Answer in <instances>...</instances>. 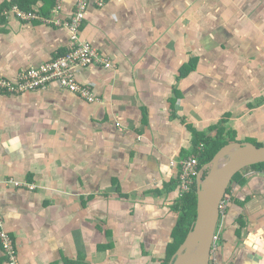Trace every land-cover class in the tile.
<instances>
[{
  "label": "crops",
  "instance_id": "0c3cea01",
  "mask_svg": "<svg viewBox=\"0 0 264 264\" xmlns=\"http://www.w3.org/2000/svg\"><path fill=\"white\" fill-rule=\"evenodd\" d=\"M75 8L61 0L58 17ZM81 37L111 61L72 69L98 100L55 82L0 91V180L25 183L0 187L5 227L21 264H163L196 140L225 127L264 141V0H109L90 4ZM70 38L0 19V79L66 54ZM227 197L212 261L264 264V169H244Z\"/></svg>",
  "mask_w": 264,
  "mask_h": 264
},
{
  "label": "built area",
  "instance_id": "2783aa9c",
  "mask_svg": "<svg viewBox=\"0 0 264 264\" xmlns=\"http://www.w3.org/2000/svg\"><path fill=\"white\" fill-rule=\"evenodd\" d=\"M76 8L74 12L65 19L58 17L61 0H56V4L49 15H46L35 8H25L18 3H12L9 6L0 9V19L17 18L25 22H40L43 24H54L57 26L66 27L71 34L70 49L64 55H59L54 59L40 65L32 67L19 73L17 80L9 78L0 79V91L6 93H24L46 88L50 83H57L62 88L75 92L88 102H94L98 98L94 95L90 85L81 83L76 78L74 66H88L90 64L99 63L110 65L111 61L102 55L90 41L84 40L81 37V27L86 17L87 9L90 4L98 7L104 6L109 0H75ZM199 150L205 149V144L199 145ZM199 156L194 153L180 161L179 198L193 191L197 186L198 174L206 168H199ZM14 184L16 186L25 185L14 179L0 180L2 185ZM229 198L226 196L220 203L221 212L226 208ZM219 233L216 232L213 242V250L218 248ZM0 244L6 256L8 264H21L19 253L15 239L7 230L4 224V219L0 210ZM211 264H219L212 261Z\"/></svg>",
  "mask_w": 264,
  "mask_h": 264
},
{
  "label": "water",
  "instance_id": "95a60500",
  "mask_svg": "<svg viewBox=\"0 0 264 264\" xmlns=\"http://www.w3.org/2000/svg\"><path fill=\"white\" fill-rule=\"evenodd\" d=\"M264 163V144L235 140L223 145L197 176V214L185 240L169 264H211L214 236L221 216L220 203L234 177L243 169Z\"/></svg>",
  "mask_w": 264,
  "mask_h": 264
},
{
  "label": "trees",
  "instance_id": "16d2710c",
  "mask_svg": "<svg viewBox=\"0 0 264 264\" xmlns=\"http://www.w3.org/2000/svg\"><path fill=\"white\" fill-rule=\"evenodd\" d=\"M52 0L50 5L44 6L43 11L44 14H47L50 11L52 5L56 2ZM53 2V3H52ZM218 132L216 135H209L205 137H200L196 140L194 153H196L199 157V168L203 169L205 165H207L216 153L220 150V148L225 145L226 143L235 141L236 139L233 138L232 132L228 131V137L225 136V127H218ZM201 143L205 144V149L203 151L199 150V145ZM258 145H263V143H256ZM249 168H263L264 163L255 164L252 166L247 167ZM246 169V168H245ZM210 170V167H206L203 170V177H206ZM244 171H240L234 177V180L238 179L241 176V173ZM196 187H194L193 191L184 195V197L180 198L177 201L175 206L176 210L179 212V220L174 231V241L170 244L169 247V254L166 260H164L163 264H169L171 257L175 254L177 249L185 240L188 232L190 231L192 225L195 222L196 214H197V194H196Z\"/></svg>",
  "mask_w": 264,
  "mask_h": 264
},
{
  "label": "rangeland",
  "instance_id": "374dc122",
  "mask_svg": "<svg viewBox=\"0 0 264 264\" xmlns=\"http://www.w3.org/2000/svg\"><path fill=\"white\" fill-rule=\"evenodd\" d=\"M233 138H239L238 134L236 132H232L231 135ZM251 141L255 142V143H264V141H260L259 139H257L256 137H250L249 138ZM248 169V168H247Z\"/></svg>",
  "mask_w": 264,
  "mask_h": 264
}]
</instances>
